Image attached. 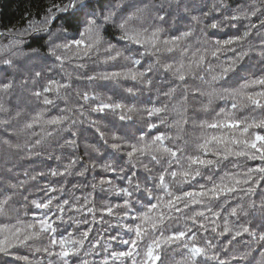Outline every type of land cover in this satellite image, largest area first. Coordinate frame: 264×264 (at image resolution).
Here are the masks:
<instances>
[{
  "label": "clouds",
  "instance_id": "9594fccd",
  "mask_svg": "<svg viewBox=\"0 0 264 264\" xmlns=\"http://www.w3.org/2000/svg\"><path fill=\"white\" fill-rule=\"evenodd\" d=\"M0 264H264V0H0Z\"/></svg>",
  "mask_w": 264,
  "mask_h": 264
}]
</instances>
